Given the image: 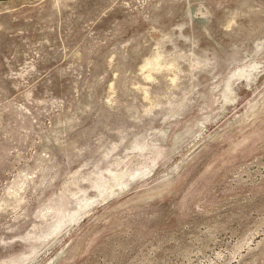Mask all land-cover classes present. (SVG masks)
I'll return each mask as SVG.
<instances>
[{"label":"rangeland","instance_id":"1","mask_svg":"<svg viewBox=\"0 0 264 264\" xmlns=\"http://www.w3.org/2000/svg\"><path fill=\"white\" fill-rule=\"evenodd\" d=\"M0 264H264V0H0Z\"/></svg>","mask_w":264,"mask_h":264}]
</instances>
